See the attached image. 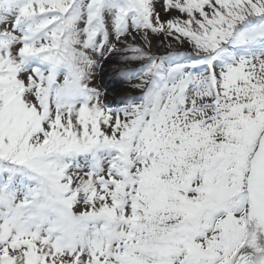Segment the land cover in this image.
I'll list each match as a JSON object with an SVG mask.
<instances>
[{"label": "snow or ice", "instance_id": "snow-or-ice-1", "mask_svg": "<svg viewBox=\"0 0 264 264\" xmlns=\"http://www.w3.org/2000/svg\"><path fill=\"white\" fill-rule=\"evenodd\" d=\"M0 264H264V0H0Z\"/></svg>", "mask_w": 264, "mask_h": 264}, {"label": "rangeland", "instance_id": "rangeland-1", "mask_svg": "<svg viewBox=\"0 0 264 264\" xmlns=\"http://www.w3.org/2000/svg\"><path fill=\"white\" fill-rule=\"evenodd\" d=\"M162 2V0H160ZM173 15H177L176 13H173ZM161 18L162 19H169L171 17L167 16L162 10H161ZM167 43L168 41L160 36V37H153V47L152 51L155 50V54L157 55H163L165 54L167 49ZM174 43V42H173ZM177 48H180L179 45H176ZM180 50H184V48H181ZM122 59L121 56L116 57H109L107 59V62L101 61V65L98 66L95 70V79H94V86L99 88L102 93L106 95V102L109 103L113 107L119 106V99L120 96H139L140 91L134 87H132V84L137 83V81H123L120 82L119 78H117L113 72V69L117 67L113 63L114 60ZM110 66V71H106V68ZM130 67H139L138 64L129 65ZM114 90H118L120 93V96L117 98L111 97L110 92H115Z\"/></svg>", "mask_w": 264, "mask_h": 264}, {"label": "bare ground", "instance_id": "bare-ground-1", "mask_svg": "<svg viewBox=\"0 0 264 264\" xmlns=\"http://www.w3.org/2000/svg\"><path fill=\"white\" fill-rule=\"evenodd\" d=\"M153 51H155V50H153ZM110 69H111V67L110 66H108L107 68H106V71H110ZM120 94V93H119ZM110 95H112L111 97H114L115 96V98H117V91H115V92H110ZM119 97V96H118Z\"/></svg>", "mask_w": 264, "mask_h": 264}]
</instances>
